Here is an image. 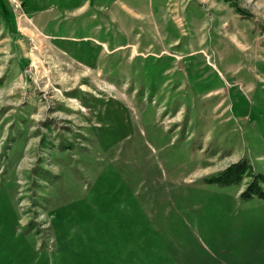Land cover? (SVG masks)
<instances>
[{"label": "rangeland", "instance_id": "rangeland-1", "mask_svg": "<svg viewBox=\"0 0 264 264\" xmlns=\"http://www.w3.org/2000/svg\"><path fill=\"white\" fill-rule=\"evenodd\" d=\"M264 0H0V264H264Z\"/></svg>", "mask_w": 264, "mask_h": 264}, {"label": "trees", "instance_id": "trees-1", "mask_svg": "<svg viewBox=\"0 0 264 264\" xmlns=\"http://www.w3.org/2000/svg\"><path fill=\"white\" fill-rule=\"evenodd\" d=\"M243 179H248L245 189L240 194L244 201L253 198L264 199V174L255 173L246 160L230 165L221 173L211 177L209 182L224 187L240 185Z\"/></svg>", "mask_w": 264, "mask_h": 264}]
</instances>
